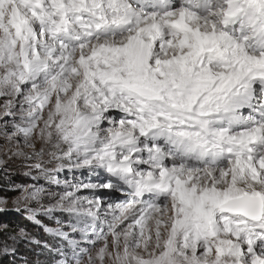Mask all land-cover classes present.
Instances as JSON below:
<instances>
[{"label": "snow or ice", "instance_id": "6c2138e0", "mask_svg": "<svg viewBox=\"0 0 264 264\" xmlns=\"http://www.w3.org/2000/svg\"><path fill=\"white\" fill-rule=\"evenodd\" d=\"M0 181V264H264V0H0Z\"/></svg>", "mask_w": 264, "mask_h": 264}, {"label": "rangeland", "instance_id": "374dc122", "mask_svg": "<svg viewBox=\"0 0 264 264\" xmlns=\"http://www.w3.org/2000/svg\"><path fill=\"white\" fill-rule=\"evenodd\" d=\"M12 179H14L17 183L22 182L24 180V178L21 177V176H13ZM4 195L12 196L14 194L11 193V192H7L6 190H0V196H4ZM10 214L17 215L15 213H10ZM20 223H22V222H20ZM23 226L26 227L29 231H31L37 237V239H45V238H47L46 234L43 232V229L38 227V226H36V225H34L30 221L26 220V224H24ZM23 226H21V227H23Z\"/></svg>", "mask_w": 264, "mask_h": 264}, {"label": "trees", "instance_id": "16d2710c", "mask_svg": "<svg viewBox=\"0 0 264 264\" xmlns=\"http://www.w3.org/2000/svg\"><path fill=\"white\" fill-rule=\"evenodd\" d=\"M1 183L2 181H0V184ZM0 222L12 224V225H20V226H23L24 224H26V220L22 216L10 214V213H7V214L0 213Z\"/></svg>", "mask_w": 264, "mask_h": 264}]
</instances>
